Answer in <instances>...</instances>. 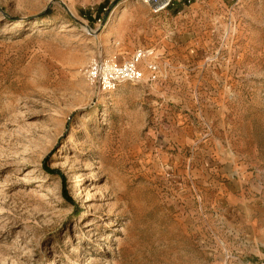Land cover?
Wrapping results in <instances>:
<instances>
[{"label": "rangeland", "instance_id": "1", "mask_svg": "<svg viewBox=\"0 0 264 264\" xmlns=\"http://www.w3.org/2000/svg\"><path fill=\"white\" fill-rule=\"evenodd\" d=\"M218 2L0 0V264H264V0Z\"/></svg>", "mask_w": 264, "mask_h": 264}, {"label": "built area", "instance_id": "2", "mask_svg": "<svg viewBox=\"0 0 264 264\" xmlns=\"http://www.w3.org/2000/svg\"><path fill=\"white\" fill-rule=\"evenodd\" d=\"M143 5L149 7L150 12L153 15H159L166 11L174 3L182 2L183 0H138ZM149 51L136 50L131 60L127 62L122 68H115L113 65H107L103 70H99L94 66L92 70V76L101 77L104 88L111 89L115 83H121L122 81H134L139 80L141 73L138 71V65L145 61L150 56ZM147 71L150 75V79H155L158 74V66L154 63L147 64ZM129 71L128 73H126ZM97 72V73H96Z\"/></svg>", "mask_w": 264, "mask_h": 264}, {"label": "crops", "instance_id": "3", "mask_svg": "<svg viewBox=\"0 0 264 264\" xmlns=\"http://www.w3.org/2000/svg\"><path fill=\"white\" fill-rule=\"evenodd\" d=\"M191 1L193 3H191ZM207 1H208V4H210L211 6L213 3L215 6L219 5L218 1L222 2V0H218V1L207 0ZM205 2L206 0H183L182 2L174 3L173 6L167 9L168 11L166 10L160 14L164 15V17H170L171 19H178L186 14L194 15L195 13L203 9L202 6H205L204 4ZM141 12L143 13L144 19H146L145 18V16L147 15L146 12H148L146 7H139V6H133V5L131 6V17L132 15H136V13L137 15H141ZM154 16H158V15H154ZM147 19L146 20L148 21V24H150L151 19L150 18H147ZM150 32L152 33L151 30H149L147 33H150Z\"/></svg>", "mask_w": 264, "mask_h": 264}, {"label": "bare ground", "instance_id": "4", "mask_svg": "<svg viewBox=\"0 0 264 264\" xmlns=\"http://www.w3.org/2000/svg\"><path fill=\"white\" fill-rule=\"evenodd\" d=\"M129 71H127L126 73H128ZM97 73V72H96Z\"/></svg>", "mask_w": 264, "mask_h": 264}]
</instances>
